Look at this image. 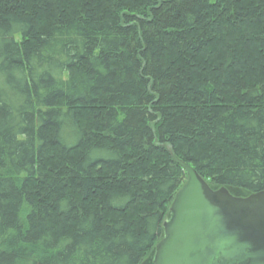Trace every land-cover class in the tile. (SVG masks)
<instances>
[{"label":"trees","instance_id":"16d2710c","mask_svg":"<svg viewBox=\"0 0 264 264\" xmlns=\"http://www.w3.org/2000/svg\"><path fill=\"white\" fill-rule=\"evenodd\" d=\"M174 159L264 191V0H0V264H153Z\"/></svg>","mask_w":264,"mask_h":264},{"label":"water","instance_id":"95a60500","mask_svg":"<svg viewBox=\"0 0 264 264\" xmlns=\"http://www.w3.org/2000/svg\"><path fill=\"white\" fill-rule=\"evenodd\" d=\"M174 162L186 182L170 204L153 264H264V191L241 198L213 190L192 168Z\"/></svg>","mask_w":264,"mask_h":264},{"label":"rangeland","instance_id":"374dc122","mask_svg":"<svg viewBox=\"0 0 264 264\" xmlns=\"http://www.w3.org/2000/svg\"><path fill=\"white\" fill-rule=\"evenodd\" d=\"M235 194V193H234ZM234 194H233V196H234ZM236 197H237V195H236ZM239 197V196H238ZM170 217V213H169V208H168V211H167V213H166V218H165V221L164 222H167V221H169V218ZM153 255H154V249H153V251L149 254V255H147L146 257H145V259H144V261L148 258L149 259V261L151 260V262L153 263Z\"/></svg>","mask_w":264,"mask_h":264}]
</instances>
